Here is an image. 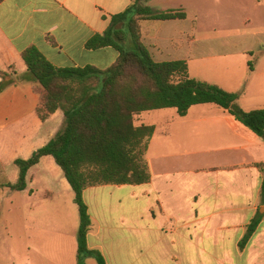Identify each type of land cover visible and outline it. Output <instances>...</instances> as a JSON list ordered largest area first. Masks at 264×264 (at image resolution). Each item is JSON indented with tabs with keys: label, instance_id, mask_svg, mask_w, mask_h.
I'll return each instance as SVG.
<instances>
[{
	"label": "crops",
	"instance_id": "crops-1",
	"mask_svg": "<svg viewBox=\"0 0 264 264\" xmlns=\"http://www.w3.org/2000/svg\"><path fill=\"white\" fill-rule=\"evenodd\" d=\"M136 1H0V72L11 74L14 80L0 94V130L24 124L39 131L55 121L28 151L29 158L56 135L64 114L57 111L45 122L39 119L35 84L17 80L27 74L22 52L36 47L58 68L105 70L119 53L111 47L88 50L86 45ZM207 1H149L148 7L155 12L186 14L184 20L142 22V41L153 60L187 63L192 59L198 43L205 39L200 30L203 17L211 14ZM248 1L262 23L257 33L264 49V0ZM219 6L226 24L233 26L244 19L245 14L239 12L250 9L246 0H221ZM244 20L251 23L246 15ZM226 32L227 39L244 35L235 29ZM249 53V49L242 52ZM207 105L211 104L193 106L186 117L172 109L176 113L164 122L159 140L154 126L147 152L149 183L85 190L92 221L88 248L99 251L107 264H264V217L249 243L240 247L248 225L257 215H264L263 173L258 167L264 163V139L238 124L227 110ZM254 107L245 111L264 109V101ZM142 124L153 126L137 125ZM70 255L78 256L75 238H71Z\"/></svg>",
	"mask_w": 264,
	"mask_h": 264
},
{
	"label": "trees",
	"instance_id": "trees-1",
	"mask_svg": "<svg viewBox=\"0 0 264 264\" xmlns=\"http://www.w3.org/2000/svg\"><path fill=\"white\" fill-rule=\"evenodd\" d=\"M2 1V0H0ZM150 0H137L124 13L116 15L108 30L94 36L88 50L111 47L119 53L107 69L94 66L58 68L36 48L22 52L27 74L20 81H32L39 96L37 115L42 122L57 111L64 123L56 135L32 156L17 159L15 183L6 181L11 192L27 189L28 172L42 158L52 157L74 192L80 214L78 262L94 258L107 264L97 250L88 248L92 221L84 200L87 188L97 186H138L151 181L147 152L155 127L136 124L143 113L175 109L186 117L193 106L211 104L227 110L230 116L255 136L264 139V109L245 111L239 93L191 78L185 61L156 62L142 41V22L184 20L180 11L155 12ZM0 94L14 83L11 74L0 72ZM263 173L264 163L258 165ZM264 215L248 225L240 242L244 248L257 231Z\"/></svg>",
	"mask_w": 264,
	"mask_h": 264
},
{
	"label": "rangeland",
	"instance_id": "rangeland-1",
	"mask_svg": "<svg viewBox=\"0 0 264 264\" xmlns=\"http://www.w3.org/2000/svg\"><path fill=\"white\" fill-rule=\"evenodd\" d=\"M207 3L206 10L211 14L203 17L200 30L205 39L187 61L188 74L228 92L242 94L238 104L243 110L257 108L254 103L264 101V53H259L264 49L258 44L262 36L257 32L262 23L254 14V5L246 0L250 9L239 12L251 23H243L244 15L233 26L222 18L221 0ZM233 29L244 35L227 39L226 31ZM247 49L251 53L243 55ZM174 113L172 109L144 113L136 118V124L155 126L159 140L164 122ZM54 123L52 120L44 124L39 131L24 124L0 130V264H79L70 255V248L71 238L78 237L80 214L73 190L54 159L47 157L29 171L25 191L11 192L5 187L6 181L15 183L18 179L15 160L28 159V151L39 144L42 134ZM153 149L156 154L157 143ZM81 264H97V261L85 258Z\"/></svg>",
	"mask_w": 264,
	"mask_h": 264
}]
</instances>
